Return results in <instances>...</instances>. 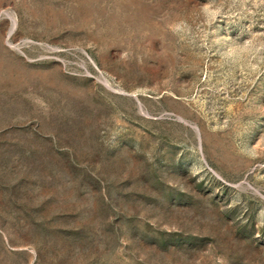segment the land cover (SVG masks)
<instances>
[{
    "label": "rangeland",
    "instance_id": "rangeland-1",
    "mask_svg": "<svg viewBox=\"0 0 264 264\" xmlns=\"http://www.w3.org/2000/svg\"><path fill=\"white\" fill-rule=\"evenodd\" d=\"M0 264H264V0H0Z\"/></svg>",
    "mask_w": 264,
    "mask_h": 264
}]
</instances>
